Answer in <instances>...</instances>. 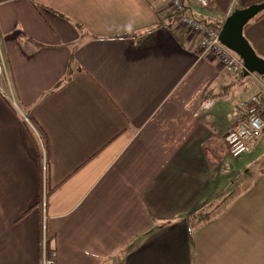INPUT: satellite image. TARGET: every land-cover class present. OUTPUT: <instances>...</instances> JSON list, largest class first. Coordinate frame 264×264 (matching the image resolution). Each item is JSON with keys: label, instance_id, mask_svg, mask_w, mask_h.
Listing matches in <instances>:
<instances>
[{"label": "crops", "instance_id": "crops-1", "mask_svg": "<svg viewBox=\"0 0 264 264\" xmlns=\"http://www.w3.org/2000/svg\"><path fill=\"white\" fill-rule=\"evenodd\" d=\"M182 1L223 23L264 0ZM243 34L264 58V15ZM0 59V264H38L45 234L56 264H264V135L224 142L264 87L202 55L169 0H0Z\"/></svg>", "mask_w": 264, "mask_h": 264}, {"label": "built area", "instance_id": "built-area-1", "mask_svg": "<svg viewBox=\"0 0 264 264\" xmlns=\"http://www.w3.org/2000/svg\"><path fill=\"white\" fill-rule=\"evenodd\" d=\"M201 7L208 6L207 0H197ZM169 5L173 13H177L178 23L187 28L191 33L199 37L200 53L211 55L223 65L224 69L233 75L241 77L243 75V62L237 54L228 49L219 40V28H215L203 20L196 19L187 13L182 0H169ZM6 76L5 63L0 59V79ZM258 83L264 87V75H259ZM0 96L9 98L8 92L0 86ZM238 115L227 129L224 135V142L228 154L232 158L248 152L253 140L259 138L264 131V95L254 94L242 106L237 108ZM25 123L34 137L42 160L43 172L48 163L46 155V141L35 123L29 117H24ZM42 259L38 264H56V252L48 255L46 252L45 235L42 239Z\"/></svg>", "mask_w": 264, "mask_h": 264}, {"label": "water", "instance_id": "water-1", "mask_svg": "<svg viewBox=\"0 0 264 264\" xmlns=\"http://www.w3.org/2000/svg\"><path fill=\"white\" fill-rule=\"evenodd\" d=\"M264 11V1L235 9L220 26L219 40L239 56L243 62V75H264V58L260 57L243 34L246 24Z\"/></svg>", "mask_w": 264, "mask_h": 264}, {"label": "trees", "instance_id": "trees-1", "mask_svg": "<svg viewBox=\"0 0 264 264\" xmlns=\"http://www.w3.org/2000/svg\"><path fill=\"white\" fill-rule=\"evenodd\" d=\"M208 1V7L211 5L210 4V0H207ZM33 2V4H35L34 3V1H32ZM173 15L176 17V18H178V16L179 15H177V13H173ZM264 15V11L263 12H261V13H259L254 19H258V18H260L261 16H263ZM207 22V21H206ZM209 25H211V26H213V27H215V28H219L220 26H221V24H222V21H220V22H218V21H216V22H207ZM248 24V23H247ZM246 24V25H247ZM68 78V76L64 79V80H66ZM61 82H63V81H59L58 82V84L57 85H59ZM4 101L6 102V104H7V106L13 111V112H15V113H17V110H16V108L14 107V105L10 102V101H8V100H6V99H4ZM264 134V131H263V133L261 134V136ZM256 140V139H255ZM254 141V140H253ZM48 191L50 192L51 190H49L48 189ZM48 193V192H47ZM39 202H42V198L40 197V199H39ZM208 216V213H201V214H199V215H197V219H202V218H204V217H207ZM45 240H46V252H47V254L48 255H51L52 254V252H54L55 251V247L54 246H52V243H53V240H52V238L50 237V236H48V234H45Z\"/></svg>", "mask_w": 264, "mask_h": 264}, {"label": "rangeland", "instance_id": "rangeland-1", "mask_svg": "<svg viewBox=\"0 0 264 264\" xmlns=\"http://www.w3.org/2000/svg\"><path fill=\"white\" fill-rule=\"evenodd\" d=\"M208 2V1H207ZM206 7H208V6H206ZM179 22V21H178ZM247 78V85H248V76L246 77ZM245 87H246V85H245ZM251 94V93H250ZM264 135V134H263ZM36 142V141H35ZM38 146V145H37ZM39 150V149H38ZM246 153V152H245ZM46 155H48V152H46Z\"/></svg>", "mask_w": 264, "mask_h": 264}]
</instances>
